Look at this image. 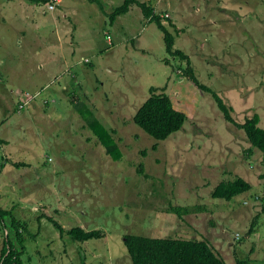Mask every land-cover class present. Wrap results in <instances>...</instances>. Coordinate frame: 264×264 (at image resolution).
<instances>
[{"label":"rangeland","instance_id":"1","mask_svg":"<svg viewBox=\"0 0 264 264\" xmlns=\"http://www.w3.org/2000/svg\"><path fill=\"white\" fill-rule=\"evenodd\" d=\"M61 1V22L53 23L36 13L38 5L0 0V208L37 236L28 239L26 263L133 264L125 239L145 236L205 237L228 264H264L263 153L183 77L186 65L168 55L164 33L140 9L112 24L107 14L124 0H100L103 7ZM150 3L174 22L176 49L235 122L258 114L264 129V0ZM152 88L188 116L164 142L134 123ZM75 100L116 131L120 161L84 128ZM239 177L252 185L248 193L231 202L212 197L221 182ZM49 218L66 231L104 237L73 242ZM4 239L0 229V256Z\"/></svg>","mask_w":264,"mask_h":264},{"label":"trees","instance_id":"2","mask_svg":"<svg viewBox=\"0 0 264 264\" xmlns=\"http://www.w3.org/2000/svg\"><path fill=\"white\" fill-rule=\"evenodd\" d=\"M32 5H48L53 0H23ZM90 4L103 7L100 0H86ZM133 6L141 9L144 18L149 22H154L165 35L166 51L168 55L178 60L183 68V77L191 81L199 90L210 94L218 104L220 111L228 123L234 124L245 132L248 142L261 151L264 155V129L260 127L261 119L258 114L254 117L247 118L242 125L237 124L232 116V109L224 102L218 93L204 85L193 67L192 59L182 50L176 49V38L170 32L169 27L177 30L174 22L156 12L150 2H142L141 0H125L122 7L115 8L108 17L114 24L119 17H123L130 13ZM165 17V18H164ZM169 22V26L164 20ZM178 31V30H177ZM167 65L171 64V60L166 61ZM150 98L143 104L134 117V123L142 129L146 134L158 142H164L173 135L182 131L188 121V116L179 112L172 101L166 94H159L155 88L151 89ZM76 112L81 115L85 122L84 128L89 130L96 138L98 144L103 147L107 156L114 161H120L124 154L117 144L115 135L116 131L108 130L91 112L84 110L79 101L74 102ZM7 143V142H6ZM248 153L252 154V151ZM143 155H146L143 152ZM11 162V161H10ZM15 168H19L20 164L11 163ZM27 167V165H25ZM141 173L143 166L141 165ZM252 189V185L239 177L234 181L221 182L213 191L212 197L227 202L235 200L237 197L248 193ZM174 213L180 217L189 214V210L185 208H172ZM264 213V210H263ZM262 216L258 215L252 222L251 228L247 233V237H252L260 224ZM60 231L61 235H68L73 242L84 243L93 239H102L104 234L102 231H85L83 228H74L69 231L63 228L53 219H48ZM0 226L1 233L4 234L3 249L0 256V264H27L25 256L27 255L26 244L28 239H36V235L32 238L28 235V223L20 221L13 212L0 208ZM244 238L241 240L243 241ZM125 246L132 259L133 264H228L226 259L218 252L212 242L205 238H167L156 239L145 236H127ZM31 262L30 258H27ZM245 263L240 261L239 264ZM30 264V263H29ZM83 264L85 261L83 260Z\"/></svg>","mask_w":264,"mask_h":264},{"label":"crops","instance_id":"3","mask_svg":"<svg viewBox=\"0 0 264 264\" xmlns=\"http://www.w3.org/2000/svg\"><path fill=\"white\" fill-rule=\"evenodd\" d=\"M54 1H56L57 2V9L55 10V11H50L49 9H48V6H49V4L47 5H38L39 7H42L41 9H42V11H41V9H38V10H36V13H40L41 15H43V16H49L50 15V17H49V20L50 21H52L53 23L55 22V23H58V22H61V14H62V1L61 0H53V2ZM142 2H151V0H141ZM124 2H125V0H124ZM34 6H36V7H38L37 5H34ZM33 6V7H34ZM135 9H140V8H138V6H133V8L131 9V11H130V13L131 12H133V11H135ZM35 10V9H34ZM49 11V12H48ZM140 11H141V9H140ZM164 12H166L167 13V11H164ZM141 13H142V11H141ZM170 14V13H169ZM142 15V17H144L143 16V13L141 14ZM65 18H67L66 16H64ZM12 165V164H11Z\"/></svg>","mask_w":264,"mask_h":264},{"label":"built area","instance_id":"4","mask_svg":"<svg viewBox=\"0 0 264 264\" xmlns=\"http://www.w3.org/2000/svg\"><path fill=\"white\" fill-rule=\"evenodd\" d=\"M48 9H49L50 11H55V10L57 9V2L54 1V2H52L51 4H49ZM109 39H110V37H109Z\"/></svg>","mask_w":264,"mask_h":264}]
</instances>
